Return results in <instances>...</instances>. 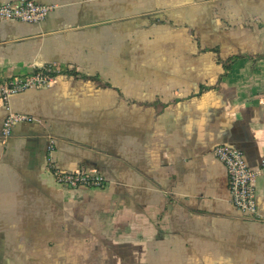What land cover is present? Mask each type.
Returning <instances> with one entry per match:
<instances>
[{"label": "crops", "instance_id": "1", "mask_svg": "<svg viewBox=\"0 0 264 264\" xmlns=\"http://www.w3.org/2000/svg\"><path fill=\"white\" fill-rule=\"evenodd\" d=\"M33 1L0 20V86L58 73L0 101V264H264V174L250 219L213 154L264 159V0Z\"/></svg>", "mask_w": 264, "mask_h": 264}, {"label": "built area", "instance_id": "2", "mask_svg": "<svg viewBox=\"0 0 264 264\" xmlns=\"http://www.w3.org/2000/svg\"><path fill=\"white\" fill-rule=\"evenodd\" d=\"M51 8L38 4L33 0H18L14 2H0V20H15L28 24L42 23L51 12ZM57 70L47 68L25 77H15L0 86V101L14 94L28 89L49 88L56 80ZM32 119L22 114H10L4 121L3 135L11 136L12 128L21 122H29ZM214 156L227 169L229 177L230 202L246 217L256 219L259 217L256 195L257 178L264 174V159L261 168L252 170L244 157V154L228 146H218L213 151ZM57 186L67 189H79L81 187L102 188L105 180L100 175H88L82 172L63 173L52 169Z\"/></svg>", "mask_w": 264, "mask_h": 264}, {"label": "trees", "instance_id": "3", "mask_svg": "<svg viewBox=\"0 0 264 264\" xmlns=\"http://www.w3.org/2000/svg\"><path fill=\"white\" fill-rule=\"evenodd\" d=\"M226 68H227V66H226ZM62 73L67 74V75H77L76 72L71 73V72L63 71Z\"/></svg>", "mask_w": 264, "mask_h": 264}]
</instances>
